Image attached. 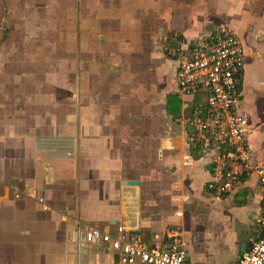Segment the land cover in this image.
I'll use <instances>...</instances> for the list:
<instances>
[{
    "label": "crops",
    "instance_id": "obj_1",
    "mask_svg": "<svg viewBox=\"0 0 264 264\" xmlns=\"http://www.w3.org/2000/svg\"><path fill=\"white\" fill-rule=\"evenodd\" d=\"M29 1L0 0V264H118L83 233L117 224L146 241L177 230L193 264H234L261 232L256 175L207 188L210 156L186 138L202 99L177 92V55L157 35L175 32L176 51L216 28L240 38L247 144L262 160L264 0H86L73 90L38 77Z\"/></svg>",
    "mask_w": 264,
    "mask_h": 264
},
{
    "label": "built area",
    "instance_id": "obj_2",
    "mask_svg": "<svg viewBox=\"0 0 264 264\" xmlns=\"http://www.w3.org/2000/svg\"><path fill=\"white\" fill-rule=\"evenodd\" d=\"M171 41L179 42L177 36ZM172 53L177 55V92L183 96L200 94L202 99L191 107L186 119L191 128L186 138L210 156L207 188L225 195L254 173L264 208V159L251 155L246 138L248 116L240 100L244 58L240 38L228 29L216 28ZM260 224L261 232L240 252L234 264H264V213ZM83 233L85 241L104 245L118 264H193L174 229H167L164 236L157 234L150 241L127 232L120 224L112 230L90 225Z\"/></svg>",
    "mask_w": 264,
    "mask_h": 264
},
{
    "label": "rangeland",
    "instance_id": "obj_3",
    "mask_svg": "<svg viewBox=\"0 0 264 264\" xmlns=\"http://www.w3.org/2000/svg\"><path fill=\"white\" fill-rule=\"evenodd\" d=\"M85 1L86 0L29 1L28 25L29 27H33L36 23L39 30H28V35L26 37L27 40H29L28 51L29 55L32 57L35 55V40L45 41L42 57L37 58L38 61H42L44 65L42 73L39 72L38 75V77H43L44 86L49 85L48 87L51 89L73 90L70 83H74L77 71L84 63L83 39L85 32L82 23ZM90 1L91 0H89L88 3ZM176 35L175 32L171 34L169 31L158 32L157 37L163 41L159 49H162L163 53L165 52L164 55L166 57H168L167 51L169 53L174 51V48L168 45L172 37ZM52 40L55 41V47H53ZM37 54L39 56V52ZM31 57H29V62H32ZM79 81H81L80 78ZM53 82L54 86L51 87ZM79 85L81 86L82 83ZM173 100L176 101V97H171L169 103L174 104Z\"/></svg>",
    "mask_w": 264,
    "mask_h": 264
}]
</instances>
